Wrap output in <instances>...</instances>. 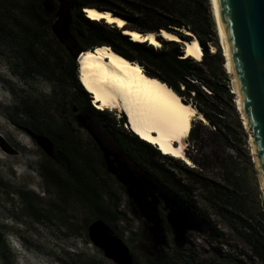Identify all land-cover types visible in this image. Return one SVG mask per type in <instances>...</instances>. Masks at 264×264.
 I'll return each instance as SVG.
<instances>
[{
  "label": "rangeland",
  "instance_id": "rangeland-1",
  "mask_svg": "<svg viewBox=\"0 0 264 264\" xmlns=\"http://www.w3.org/2000/svg\"><path fill=\"white\" fill-rule=\"evenodd\" d=\"M68 24L62 0H0V237L3 232L16 235L7 247L11 255L8 261L12 264H115L88 238L89 224L101 220L128 247L133 264H164L167 256L163 248L175 244L170 228L167 225V231H162L152 220L146 221L149 211L145 210L142 194L137 200L129 197L128 186L107 171L103 154L115 160L113 166L117 173L123 170L137 179L145 193L155 189L154 175H157L150 173L137 157H128L120 149L118 137L123 132H131L118 112L105 111L111 136L105 134L92 117L82 113L73 99V91L61 80L58 69L70 44ZM222 69L229 82L230 76L223 65ZM232 102L231 108L224 105L225 124L235 129L236 139L232 144L222 132L218 134L211 125L196 120L186 151L191 167L175 159L177 168L168 160L157 162L160 169L192 188L189 197L199 216L209 220L222 234L221 242L214 243L208 239L207 226L193 220L186 223L191 229L186 231L184 243L181 239L176 241L184 258L178 259L179 264H212L221 259L237 262L250 255L242 237L208 200V190L195 185L185 175L186 171L197 173L228 188L234 183L231 187H236L248 211L255 215L264 211L246 137L243 130L236 128L237 122L240 125L241 122L234 98ZM22 104L32 107L34 118ZM67 128L76 141L74 162L84 166L88 181H94L99 204L93 203V197L64 183L61 193L46 187L42 180L41 167L49 156L37 143L38 139L53 142L60 130ZM40 129L42 133L38 132ZM101 150L106 153L102 154ZM229 161L234 166L232 173H227L231 171ZM59 175L63 176L61 171ZM30 204L41 213L39 220L29 211ZM160 216L165 221L166 215ZM3 261L0 259V264Z\"/></svg>",
  "mask_w": 264,
  "mask_h": 264
},
{
  "label": "trees",
  "instance_id": "trees-1",
  "mask_svg": "<svg viewBox=\"0 0 264 264\" xmlns=\"http://www.w3.org/2000/svg\"><path fill=\"white\" fill-rule=\"evenodd\" d=\"M62 2L67 11L69 23L67 33L70 44L58 71L61 74V80L73 91V99L78 103L82 113L92 117L105 134L110 135V122L107 113L95 109L90 104L88 94L79 84L78 63L75 59L79 51L91 52L100 46H108L129 61L137 62L144 69L143 72L146 76L164 83L180 95L184 103L190 104L202 114L218 134L222 132L227 138V142H231V144L234 142L236 139L235 129L231 125L225 124L224 117V105H227L228 108L233 107L234 94L231 93L228 76L222 69L223 57L219 53L220 48L208 0H62ZM83 8L109 11L113 16L123 19L125 25L122 29H118L114 25L101 23L103 21H92L85 17L82 12ZM182 29L190 31L193 36L183 34ZM125 30L137 31L141 34L147 32L158 34L163 30L185 40L196 38L202 47V58L200 61H196L185 57L182 43L167 41L160 37L157 38L161 45L158 48L146 42L132 41L130 37L123 35ZM210 45L216 48V52L213 54L209 53ZM22 105L29 116L34 118L32 107ZM19 109L18 107L17 110ZM236 128L244 130L239 121ZM40 130L38 132L42 133ZM193 134L194 127L189 134L190 140ZM214 134L211 133L216 137ZM118 139L120 149L128 157H137L150 173L157 175V177L154 175L157 183L155 189L163 187L169 192L171 199L176 200L178 197L182 199L185 209L190 214L196 210V206L189 197L192 188L181 184L169 172L160 169L157 165L158 161L168 160L167 162L172 167L177 168L173 158L162 155L157 149L138 139L132 133L123 132ZM51 143L53 157H48L45 166L41 167V177L45 186L56 188L62 193L64 183L77 192L93 197V203L99 204L96 201L98 198L94 181H88L84 166L74 162L73 151L76 150V141L72 137L71 130L61 129L59 136ZM101 152L102 154L106 153L104 150ZM228 168L231 171L227 173H232L234 166L230 161ZM59 171L62 172V177L59 175ZM185 175L195 185L208 190V200L212 205H215L216 209H220L219 214L229 220L231 229L238 232L249 248L250 255L243 261L234 262L230 259H221L217 262L212 261V264H255L252 260L258 264H264V211L260 210L256 215L248 211L245 202L243 203L238 197L236 187L234 189L231 187V185L234 186V183H230L228 188L220 183L206 180L197 173L186 171ZM150 191L153 190L150 189ZM97 208L103 211L102 206L98 205ZM29 211L37 220L41 218V213L35 210L31 204ZM190 214L189 216L194 222L208 227V239L211 242H221L222 234L211 226L209 220L207 221L202 216L192 215V217ZM165 226L168 228L167 224ZM9 244L6 234L3 232L0 237V259H4V264H12L8 261L11 256L7 248ZM163 250L166 252L164 256H167L164 264H179L178 259L184 260L180 254L182 252L176 244L165 245ZM216 256L215 258H219Z\"/></svg>",
  "mask_w": 264,
  "mask_h": 264
},
{
  "label": "water",
  "instance_id": "water-1",
  "mask_svg": "<svg viewBox=\"0 0 264 264\" xmlns=\"http://www.w3.org/2000/svg\"><path fill=\"white\" fill-rule=\"evenodd\" d=\"M208 2L217 43L223 57V67L230 76L235 111L239 114L244 129L252 170L264 203V0H208ZM84 9L86 8H83L82 12ZM166 33L179 38L184 47L185 41H190L173 33ZM157 38L155 39L158 42ZM160 38L165 40L162 36ZM81 53L83 51H79L75 56L76 62ZM37 143L47 156L53 157V146L48 139H38ZM103 157L107 171L117 175V178L128 186L129 197L137 200L142 194L144 199L143 193L146 190L140 189L142 186L139 181L125 171L117 173L118 170L113 166L115 160H111L107 154ZM191 220L188 212L180 206L167 213L166 223L175 242L181 239L184 243V235L191 229L187 224ZM88 238L115 264H133V256L128 247L101 220L89 224Z\"/></svg>",
  "mask_w": 264,
  "mask_h": 264
},
{
  "label": "bare ground",
  "instance_id": "bare-ground-1",
  "mask_svg": "<svg viewBox=\"0 0 264 264\" xmlns=\"http://www.w3.org/2000/svg\"><path fill=\"white\" fill-rule=\"evenodd\" d=\"M86 18L122 29L123 19L113 16L109 11L86 8ZM182 31L189 36L192 33ZM183 33V34H184ZM131 40L146 42L153 47L161 45L157 37L179 42V38L168 34L145 33L125 30ZM201 45L196 38L185 41L184 55L199 60ZM211 53L216 52L210 46ZM78 81L82 89L92 95L93 107L100 111H116L123 115L125 127L138 139L158 148L159 153L190 164L186 156L188 138L193 123L198 120L207 125V120L182 97L157 79L146 76L144 69L114 52L108 46L96 47L91 52L81 53L77 59Z\"/></svg>",
  "mask_w": 264,
  "mask_h": 264
},
{
  "label": "flooded vegetation",
  "instance_id": "flooded-vegetation-1",
  "mask_svg": "<svg viewBox=\"0 0 264 264\" xmlns=\"http://www.w3.org/2000/svg\"><path fill=\"white\" fill-rule=\"evenodd\" d=\"M144 203L146 207L145 210L149 211V215H145L146 221L152 220V222H155L156 224L161 226L162 231H167V228L165 226L166 223L164 224V222L166 221L167 213L171 209H175L177 208V206H180L185 209V205H183V200L180 199L179 197L176 200L171 199L169 192L163 187H158L157 189H154L153 191L148 190L144 196ZM148 207L150 208L148 209ZM187 212L188 214H190L189 211ZM197 212L198 211L194 210L193 213L190 215L199 216ZM160 214L166 215L165 221L164 219L161 218ZM174 243L176 244L175 241Z\"/></svg>",
  "mask_w": 264,
  "mask_h": 264
},
{
  "label": "clouds",
  "instance_id": "clouds-1",
  "mask_svg": "<svg viewBox=\"0 0 264 264\" xmlns=\"http://www.w3.org/2000/svg\"><path fill=\"white\" fill-rule=\"evenodd\" d=\"M131 40V39H130ZM133 41V40H132ZM202 49V48H201ZM94 50V49H93ZM93 50H91V51H93ZM89 52V51H88ZM199 52H200V59L199 60H196V61H200L201 60V58H202V53H201V51L199 50ZM84 53H86V52H84ZM185 56V55H184ZM88 94V97H89V99H90V104L93 106V104H92V101H91V94H89V93H87ZM95 108V107H94ZM96 109V108H95ZM118 115L121 117L120 118V120H123L122 119V117H123V115L121 114V113H118ZM124 125H126L125 124V122H124ZM152 147H154L155 149H157L158 150V148L156 147V146H152ZM162 154V153H161ZM163 155V154H162ZM164 156H168V155H164ZM168 157H170V156H168ZM184 162V161H183ZM188 167H191V164H187L186 162H184ZM6 237H7V239L9 240V243L11 244L12 242H13V238H14V240L16 239L15 237H16V235L14 234V233H11V232H6Z\"/></svg>",
  "mask_w": 264,
  "mask_h": 264
}]
</instances>
